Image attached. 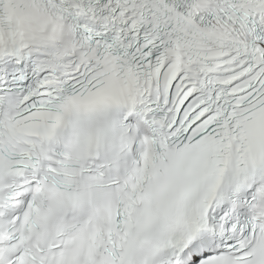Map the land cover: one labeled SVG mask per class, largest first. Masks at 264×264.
I'll use <instances>...</instances> for the list:
<instances>
[{"label": "snow or ice", "instance_id": "obj_1", "mask_svg": "<svg viewBox=\"0 0 264 264\" xmlns=\"http://www.w3.org/2000/svg\"><path fill=\"white\" fill-rule=\"evenodd\" d=\"M0 264H264V0H0Z\"/></svg>", "mask_w": 264, "mask_h": 264}]
</instances>
